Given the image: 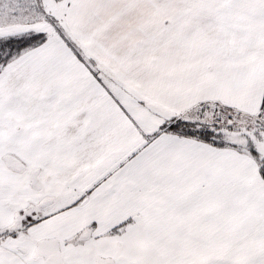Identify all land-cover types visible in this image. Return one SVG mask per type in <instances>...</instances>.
Masks as SVG:
<instances>
[{
  "label": "snow or ice",
  "instance_id": "1",
  "mask_svg": "<svg viewBox=\"0 0 264 264\" xmlns=\"http://www.w3.org/2000/svg\"><path fill=\"white\" fill-rule=\"evenodd\" d=\"M0 264H264V0H0Z\"/></svg>",
  "mask_w": 264,
  "mask_h": 264
}]
</instances>
